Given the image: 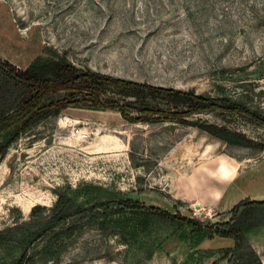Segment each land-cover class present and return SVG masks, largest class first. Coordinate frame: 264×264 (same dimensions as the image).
Instances as JSON below:
<instances>
[{
	"label": "rangeland",
	"instance_id": "1",
	"mask_svg": "<svg viewBox=\"0 0 264 264\" xmlns=\"http://www.w3.org/2000/svg\"><path fill=\"white\" fill-rule=\"evenodd\" d=\"M38 57L264 117V0H0V59L23 71ZM81 110L30 127L0 157V264H262L248 241L199 242L186 223L121 203L189 219L209 237L249 200L234 195L255 174L264 181V127L220 110L140 125ZM85 113L101 119L73 117ZM226 163L239 179L206 197ZM247 226L249 238L264 233V209Z\"/></svg>",
	"mask_w": 264,
	"mask_h": 264
},
{
	"label": "trees",
	"instance_id": "2",
	"mask_svg": "<svg viewBox=\"0 0 264 264\" xmlns=\"http://www.w3.org/2000/svg\"><path fill=\"white\" fill-rule=\"evenodd\" d=\"M0 75V139H4L0 143V157H4L10 146L30 127L70 108L117 112L125 121L134 124L153 121L180 124L194 115L220 110L228 114H240L264 127V117L244 107L233 104L220 106L195 93L83 71L61 58L38 57L23 71H18L0 59ZM127 98H134L135 102ZM146 100L163 101L168 109L150 107ZM212 132L231 142L227 137ZM121 205L124 207L121 210L132 214L184 222L191 227L199 242L218 236L231 239L236 247H239L240 241H248L246 234L251 228L247 231L244 229L252 227L247 226L252 212L264 209V201H242L233 209L231 221L207 229L210 232L207 237L205 230L189 219L172 216L153 207H141L134 201L123 202ZM251 249L258 255L252 246Z\"/></svg>",
	"mask_w": 264,
	"mask_h": 264
},
{
	"label": "crops",
	"instance_id": "3",
	"mask_svg": "<svg viewBox=\"0 0 264 264\" xmlns=\"http://www.w3.org/2000/svg\"><path fill=\"white\" fill-rule=\"evenodd\" d=\"M72 110V111H71ZM65 111H69L73 114L78 113L79 111L82 112L81 109H67ZM87 112V111H84ZM89 112V111H88ZM106 112V111H105ZM103 111H91L92 114H100V113H105ZM109 113L115 114L114 118L115 121L114 123H119L122 124V122H127L125 121L119 113L117 112H112V111H108ZM86 115H73V117L75 118H82L81 120H86V119H90V120H98L99 118L97 117H84V116H88L89 113H85ZM106 114H108L106 112ZM101 119V118H100ZM99 119V120H100ZM67 122L69 121V119H66ZM77 122V121H76ZM140 125V124H139ZM104 137L106 136H100V144L99 146L102 147V150H107L109 149V146L106 145L108 144V140L104 139ZM107 138V137H106ZM210 168H215L214 164L209 165ZM219 172L216 173V175L214 177H209V181L207 183V185L204 186L203 192L206 195V197H212L217 188L222 187L225 185V187L228 184H231L232 182L236 181L239 179V174H240V169H238V166L234 165L233 163H226L223 164L222 166L218 167ZM262 172V171H261ZM208 174V173H207ZM206 174V176H207ZM261 177V174H255L254 176V181L250 182L247 186H243L242 191H240L237 195H234V197L236 198V200L241 201L243 198L247 197L249 198V200L251 201H264V181ZM176 192V190H175ZM238 201V202H239ZM237 204V203H236ZM199 206V205H198ZM32 208V206L30 207V209ZM264 230V229H263ZM263 232V231H262ZM262 236H264V233L259 234H254L251 238H248L249 243L251 244V246L253 247V249L255 250V252L258 254L262 264H264V246H261L260 244H258L260 238H262ZM261 251H263V256L261 255Z\"/></svg>",
	"mask_w": 264,
	"mask_h": 264
},
{
	"label": "built area",
	"instance_id": "4",
	"mask_svg": "<svg viewBox=\"0 0 264 264\" xmlns=\"http://www.w3.org/2000/svg\"><path fill=\"white\" fill-rule=\"evenodd\" d=\"M72 134L75 135L76 137L81 138V139H87L89 136L88 132H86L80 128L74 129Z\"/></svg>",
	"mask_w": 264,
	"mask_h": 264
},
{
	"label": "water",
	"instance_id": "5",
	"mask_svg": "<svg viewBox=\"0 0 264 264\" xmlns=\"http://www.w3.org/2000/svg\"><path fill=\"white\" fill-rule=\"evenodd\" d=\"M200 208V206H198Z\"/></svg>",
	"mask_w": 264,
	"mask_h": 264
}]
</instances>
